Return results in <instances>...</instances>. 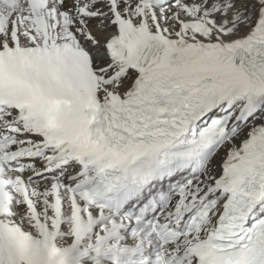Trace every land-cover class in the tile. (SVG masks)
Masks as SVG:
<instances>
[{"label": "snow or ice", "instance_id": "1", "mask_svg": "<svg viewBox=\"0 0 264 264\" xmlns=\"http://www.w3.org/2000/svg\"><path fill=\"white\" fill-rule=\"evenodd\" d=\"M0 264H264V0H0Z\"/></svg>", "mask_w": 264, "mask_h": 264}]
</instances>
